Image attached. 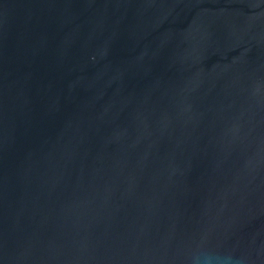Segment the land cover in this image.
I'll return each instance as SVG.
<instances>
[{"label":"water","instance_id":"1","mask_svg":"<svg viewBox=\"0 0 264 264\" xmlns=\"http://www.w3.org/2000/svg\"><path fill=\"white\" fill-rule=\"evenodd\" d=\"M0 264H264V0H0Z\"/></svg>","mask_w":264,"mask_h":264}]
</instances>
